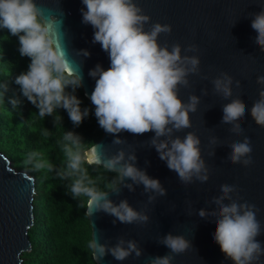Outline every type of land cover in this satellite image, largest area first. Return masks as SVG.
Returning <instances> with one entry per match:
<instances>
[{
    "label": "clouds",
    "instance_id": "clouds-1",
    "mask_svg": "<svg viewBox=\"0 0 264 264\" xmlns=\"http://www.w3.org/2000/svg\"><path fill=\"white\" fill-rule=\"evenodd\" d=\"M81 3L85 6L81 9L82 23L91 25L94 30L92 43H99L110 60L106 70L97 64L88 73L95 79L89 98L99 127L114 137V145L125 143L119 137L123 132L133 135L154 133L146 144L155 149L159 159L177 174L181 183L206 182L209 168L201 155L200 138L192 131L183 137L174 135L192 127L190 113H195L200 103L197 95L190 94L187 102L179 96L181 87H190L188 77L200 73L199 57L187 54L198 52L197 46L187 45L182 55L179 43L170 47L167 42L161 45L158 38L161 34H170L171 25L156 22L145 30L150 17L143 14L136 0H81ZM49 22L55 24L56 17L49 16L46 21L35 0H0V28L18 38L20 56L30 59L27 71L15 78L22 95L38 109L40 117L53 116L62 108L72 124L79 126L89 115V109L82 110L81 100L75 95L76 89L82 86V75L68 67L67 46H58L57 34ZM251 27L256 32L254 43L264 51V6L253 14ZM59 35L66 36L65 33ZM76 56L89 57L90 53L81 49ZM211 82L215 94L225 100L233 96V78L227 73L221 72ZM239 83L235 82L236 87ZM256 83L264 86V76H258ZM6 91L7 84L0 83V100ZM202 95H207V91L202 90ZM9 102L13 107L19 103L16 99ZM222 112L221 123L231 125L229 131L234 135L242 134L239 122L246 112H250L256 125L264 127V89L258 92V99L250 110L237 96L222 106ZM61 120L56 114L54 123L60 124ZM63 141L65 168L56 174L71 181V196L83 199L89 217L103 212L115 218L113 223L117 220L122 224L148 222V215L134 209L126 199L115 203L109 198V192L119 195L121 187L132 192L134 186L139 185H143L145 193H151L147 197L148 203L154 202L157 196L166 195V189L158 179L137 167L134 151L126 155L123 149H119L115 154L101 158L95 147L85 151L82 138L72 131L64 134ZM218 143L217 137L209 138L210 145ZM229 148L227 159L230 163L245 167L252 163V147L247 137L231 143ZM25 163L33 164L36 170H55L40 152H30ZM85 165H102L116 173L117 179L109 185L110 190L98 189L95 186L97 181L89 175ZM236 192L235 185H222L219 195L211 199L214 209L201 208L197 214L205 219L214 218L212 240L219 245L226 259L232 264H257L264 256V247L257 239L262 230L256 218L257 209L247 201L239 202ZM158 242L166 246L170 254L153 257L146 264H172L175 254L192 247L183 235L172 233L164 235ZM88 247L96 264L107 254L117 261H124L133 254L136 258L142 255L135 240L118 237L115 245H109L100 243L94 232Z\"/></svg>",
    "mask_w": 264,
    "mask_h": 264
},
{
    "label": "water",
    "instance_id": "water-1",
    "mask_svg": "<svg viewBox=\"0 0 264 264\" xmlns=\"http://www.w3.org/2000/svg\"><path fill=\"white\" fill-rule=\"evenodd\" d=\"M35 2L42 8L46 21L49 16L56 17L55 24L49 23L52 31L57 34L58 46L66 44L68 67L82 75L80 90L91 104L89 97L95 79L88 75L89 70L97 64L106 70L110 60L99 43H92L94 30L91 25L82 23L81 9L85 6L81 0ZM136 2L143 14L150 17L145 30L156 22L171 25L170 34L159 36L158 42L161 45L167 42L170 47L179 43L182 55L183 48L189 44H195L198 48V52L187 54L199 57L200 73L188 77L190 87H181L179 96L187 102L188 96L194 94L200 97V103L197 111L190 113L192 127L174 135L183 137L192 131L200 138L201 155L209 168V179L204 183H181L177 174L159 159L155 149L146 144L154 135L152 132L143 135L120 133L119 137L125 143L114 145V137L102 129L100 137L85 151L95 147L96 154L101 158L111 156L119 149H123L126 155L134 151L137 167L158 179L166 189V195L157 196L154 202L148 203L147 197L151 193H145L143 185L134 186L135 191L132 192L121 187L119 195L109 192L113 202L119 203L121 199H126L134 209L144 211L149 217L146 224H122L118 220L113 223L115 218L103 212L89 217L85 207L90 239L94 232L100 243L115 245L117 238L123 237L125 240L137 241L142 250L139 258L133 254L124 261H117L107 254L98 264H146L153 257L170 254V250L158 242L168 233L183 235L192 244L184 253L175 254L172 264H232L212 240L214 218H201L197 213L201 208L214 209L211 199L219 195L222 185H235V196L240 198L239 202L247 201L257 209L256 218L262 228L257 239L264 247V127L255 124L250 112H246L239 122L243 128L239 136L229 131L231 125L221 123L224 104L238 96L250 110L253 102L258 99V92L264 89V86L256 83L258 76H264V51L254 43L256 32L251 27L253 14L261 10L264 0ZM60 33L66 36H60ZM81 49L89 51L90 56H76V52ZM221 72L233 78V96L228 100L213 92L211 81ZM236 81L240 82L239 87H236ZM202 90H206L207 95H202ZM212 136L217 137L218 145L209 144ZM244 137L249 139L252 147V163L247 167L230 163L227 159L229 145L242 141ZM212 152L214 155H209ZM32 197L33 177L11 166L0 140V264H24L26 252L30 250V240L41 226ZM92 260L96 264L93 257ZM257 264H264V256L260 257Z\"/></svg>",
    "mask_w": 264,
    "mask_h": 264
},
{
    "label": "trees",
    "instance_id": "trees-1",
    "mask_svg": "<svg viewBox=\"0 0 264 264\" xmlns=\"http://www.w3.org/2000/svg\"><path fill=\"white\" fill-rule=\"evenodd\" d=\"M18 48V38L0 28V83L7 84L0 100V140L11 166L33 177V206L41 223L30 240L24 264H95L88 247L90 228L83 199H73L71 181L61 179L56 173L65 168L61 145L67 131L78 134L86 149L100 137L102 129L93 106L80 88L75 95L81 100V109H89V115L79 126L72 124L62 108L53 116L40 117L38 109L27 101L15 83L16 76L26 72L30 63L28 57L20 56ZM10 99L19 103L13 107ZM56 114L62 118L60 124L54 123ZM34 151L42 153L43 159L52 163L55 170H36L33 164H26L28 154ZM85 166L100 190H109V185L117 179L116 173L103 166Z\"/></svg>",
    "mask_w": 264,
    "mask_h": 264
}]
</instances>
